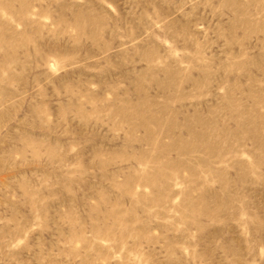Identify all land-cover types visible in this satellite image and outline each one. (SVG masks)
I'll return each instance as SVG.
<instances>
[{
  "label": "rangeland",
  "instance_id": "rangeland-1",
  "mask_svg": "<svg viewBox=\"0 0 264 264\" xmlns=\"http://www.w3.org/2000/svg\"><path fill=\"white\" fill-rule=\"evenodd\" d=\"M0 264H264V0H0Z\"/></svg>",
  "mask_w": 264,
  "mask_h": 264
}]
</instances>
